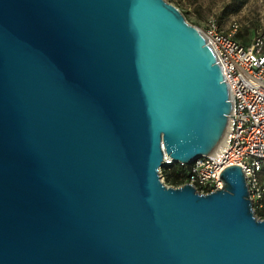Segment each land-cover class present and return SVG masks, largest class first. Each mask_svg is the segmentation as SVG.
<instances>
[{
  "label": "water",
  "instance_id": "obj_1",
  "mask_svg": "<svg viewBox=\"0 0 264 264\" xmlns=\"http://www.w3.org/2000/svg\"><path fill=\"white\" fill-rule=\"evenodd\" d=\"M230 112L165 0H0V264H264L240 166L207 194L159 175L211 154Z\"/></svg>",
  "mask_w": 264,
  "mask_h": 264
},
{
  "label": "built area",
  "instance_id": "obj_2",
  "mask_svg": "<svg viewBox=\"0 0 264 264\" xmlns=\"http://www.w3.org/2000/svg\"><path fill=\"white\" fill-rule=\"evenodd\" d=\"M199 31L221 69L231 112L222 144L188 166L184 184L200 194L211 193L222 188L219 175L224 168L240 166L254 213L264 211V30L246 43L235 38V23L226 33L216 21ZM164 163L159 169L162 181L164 169L173 164L166 156Z\"/></svg>",
  "mask_w": 264,
  "mask_h": 264
},
{
  "label": "rangeland",
  "instance_id": "obj_3",
  "mask_svg": "<svg viewBox=\"0 0 264 264\" xmlns=\"http://www.w3.org/2000/svg\"><path fill=\"white\" fill-rule=\"evenodd\" d=\"M165 1L181 12L188 24L201 31L210 21H216L220 30L225 33L235 23L238 26L235 38L246 43L257 32L264 30V0Z\"/></svg>",
  "mask_w": 264,
  "mask_h": 264
},
{
  "label": "trees",
  "instance_id": "obj_4",
  "mask_svg": "<svg viewBox=\"0 0 264 264\" xmlns=\"http://www.w3.org/2000/svg\"><path fill=\"white\" fill-rule=\"evenodd\" d=\"M240 38V35H237ZM188 166H182L180 164H173L166 167L163 171V181L166 185L172 187H178L183 185L187 178ZM259 219L264 218V211L255 213Z\"/></svg>",
  "mask_w": 264,
  "mask_h": 264
},
{
  "label": "bare ground",
  "instance_id": "obj_5",
  "mask_svg": "<svg viewBox=\"0 0 264 264\" xmlns=\"http://www.w3.org/2000/svg\"><path fill=\"white\" fill-rule=\"evenodd\" d=\"M223 140H224V139H223ZM223 140L221 141V143L219 144V146L222 144ZM219 146H218V147H219Z\"/></svg>",
  "mask_w": 264,
  "mask_h": 264
}]
</instances>
